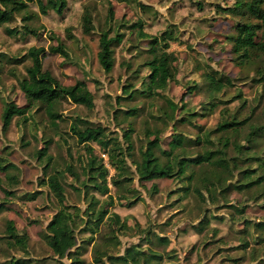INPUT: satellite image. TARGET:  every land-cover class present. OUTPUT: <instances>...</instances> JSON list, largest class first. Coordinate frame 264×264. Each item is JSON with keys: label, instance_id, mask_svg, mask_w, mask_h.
<instances>
[{"label": "rangeland", "instance_id": "obj_1", "mask_svg": "<svg viewBox=\"0 0 264 264\" xmlns=\"http://www.w3.org/2000/svg\"><path fill=\"white\" fill-rule=\"evenodd\" d=\"M138 1L148 8L143 9L137 2L129 1L68 0V7L61 15L54 11L44 15L31 2L27 11L33 18L27 23L38 30V36L6 31V28L20 29L26 23L21 19L25 12L0 27V206H5L0 211V264L23 258H30L32 264H59L43 234L61 206L50 187L41 184L56 171L63 174L61 181L66 191V205L78 206L84 212L94 195L100 200L99 206L108 208L111 215L118 213L130 226L128 230L116 233L120 238L119 245L106 247L102 245L103 236H110L111 231L109 223H104L84 254L86 264H94L96 244L114 255L124 254L127 247L139 244L142 249L152 248L164 254L163 264H264V231L255 227V223L264 222V180L261 185L244 190L231 186L224 192L222 189L226 184L240 182L239 169H234L225 185L216 184V180L207 174L208 166L195 167L196 175L191 183L177 178L140 181L136 171V162L141 160L148 141L156 135L162 139L161 146L169 150L175 132V121L168 111L169 101L179 105L176 118H180L178 113L184 105L198 114L192 122L178 123V132L193 140L186 146L188 155L207 148H221L219 137L222 133L215 130L224 118L237 115L238 121L245 118L250 121L240 125V131L230 136L227 158L232 162L230 159L238 155L234 143L248 144L245 137L248 124H264V82H258L256 74V65L260 62L240 64L232 52L233 43L228 40L242 18L227 15L221 8L233 4L234 0ZM109 6L115 14L112 35L122 33L124 38L115 47V66L108 73L98 61V51L100 33L108 25ZM86 9H90L94 18L95 30L91 34L83 30L82 16ZM138 21L144 24L143 32L152 37L170 26L176 27L178 33L169 49L177 57L176 77L164 91H159V95L129 99L124 86L132 83L135 88H140L150 73L146 62L150 59L147 49L151 39L141 37L139 29L130 28ZM60 43L68 51V58L51 51ZM34 46L46 50L44 69L51 71L61 83L73 85L77 80H85L94 94L95 106L87 108L63 99L55 106L59 118L54 125L45 109L35 104L25 116H15L9 128L4 130L6 103L27 104L20 82L26 77L32 61L25 59L18 63L14 58L23 59ZM207 72H213L217 78L221 74L228 76L234 82L216 93L217 106L213 111L203 109L210 94ZM238 94L242 95L236 97ZM136 107L138 116H125L128 110ZM77 117L91 121L94 126H105L107 132L118 136L124 148L128 146L124 132L132 130L133 155L124 156L125 173L116 168L119 165L116 159L115 164L109 161L95 142H89L109 169V192L106 194L92 187L87 194V188L82 185L87 179L89 153L86 145L71 134L70 125ZM206 131H212L210 141L197 144L195 140ZM47 140H51L47 145V156L40 158L39 150ZM260 144L259 149L264 150V138ZM181 151L178 148L176 153ZM49 157L51 162L47 167ZM2 164L8 168L2 169ZM260 172L264 174L263 170ZM113 176L122 180L121 186L112 184ZM204 177L207 178L205 182ZM210 181L211 193L206 184ZM186 186H190L189 192H186ZM196 188L201 194L195 191ZM30 193L37 194L34 200L24 198ZM136 200L131 207L127 205ZM9 220L14 221L19 233L29 235L27 250L8 243L5 236ZM76 232L81 238H89L88 233L80 235L79 229ZM157 236L166 237L169 243H159ZM104 260L109 264L107 258ZM63 261L70 263L67 258Z\"/></svg>", "mask_w": 264, "mask_h": 264}, {"label": "trees", "instance_id": "obj_2", "mask_svg": "<svg viewBox=\"0 0 264 264\" xmlns=\"http://www.w3.org/2000/svg\"><path fill=\"white\" fill-rule=\"evenodd\" d=\"M118 1L137 2L141 8H148L147 5L138 0ZM31 2H34L38 6L39 11L44 15H48L51 11L61 15L68 7V0H0V27L13 22L18 14L25 12L21 19L26 23L20 29L17 27L13 29L6 28V31L9 34L22 32L26 35L32 34L38 36V30L27 23L33 18V14L27 11ZM221 10L227 15L242 18L234 27L235 33L228 37V40L233 43L232 52L240 64H249L254 60L259 61L260 63L256 65V74L259 76L258 82H264V0H234L233 4L221 8ZM114 16L113 7L109 6L108 25L107 28L101 31L99 37L98 61L101 67L108 73L115 66V47L120 45L124 38V34L122 33L112 35L114 31L112 24L115 19ZM82 25L84 33L91 34L94 32V18L90 9L85 10L82 16ZM143 27L142 21L135 22L130 26L134 30L139 29L141 37H149L151 39L149 48L147 49L150 53V59L146 62L150 73L145 76L140 88H135V86H132V83L124 86V93L129 95V99H136L138 96L153 97L159 95V91H164L170 81L176 77L175 62L177 57L169 49L171 41L176 39L175 34L178 33V30L175 26H170L169 29L163 31L160 35L152 37L143 32ZM51 51L60 53L65 58L69 57V53L62 43L56 47H52ZM45 54L46 50L43 47L34 46L29 49L23 59L14 58L17 59L18 63L23 62L25 59H31L32 61V64L27 67L26 77L20 82V87L27 99V104L19 106L12 101L6 103L3 113L4 130L9 128L15 116H25L35 104H39L45 109L54 125H56V119L59 118L55 106L63 99H69L75 104L83 105L87 108L95 106L94 94L85 80H77L73 85H64L51 71L44 69L43 55ZM1 56L4 55L1 54ZM206 80L210 94L208 96L209 102L206 103L207 106L205 105L203 109L213 111L217 106L215 102L216 93L222 91L226 86L232 85L234 82L233 79L222 74L217 78L213 72L206 73ZM195 88H198V85H195ZM241 95L238 94L236 97H240ZM169 107L170 110L168 111L171 112V119L175 121L173 140L170 143L169 150L161 146L162 139L159 135L148 141L146 149L143 150L141 160L136 162V171L140 181L177 178L181 181L188 180L191 183L195 179V167L208 166L209 170L207 174L213 180H216V184L218 185H225L229 176H232L234 169H239V174L241 175L240 182L238 184H226L222 189L224 192L231 186L234 189L244 190L250 186L262 184L264 174L260 171L263 170L264 172V150L259 149L258 145H261V140L264 138V124L256 126H253L252 123L248 124L249 131L245 134L248 144L241 145L234 143V148L238 152V155L230 159L233 160L232 162L227 158V149L231 144L230 136L240 131V125L247 124L250 121L248 118L238 121L237 115L224 118L215 130V132L222 133L219 137L222 144L221 148L210 150L207 146V149L198 154L188 155L186 146L192 143L193 140L178 132V123L180 121L192 122V119L198 114H195L194 111H189L184 105L178 113L180 118H176V111L179 109V105L169 101ZM137 111V107L130 109L125 113V116L136 117L138 116ZM164 113L166 114L165 111ZM70 131L79 143L86 145L85 147L89 153L86 164L87 179L82 182L83 187L87 188L86 193H90V187L100 193H108L109 169L105 165L103 158L94 153V148L89 145V142H95L104 155L108 156L109 161L115 164L116 159L119 164L116 168L125 173L126 162L124 156L125 154L133 155L131 143L132 130L128 129L124 132V138L128 143L126 148H124L118 136L113 135L111 131L107 132L108 129L105 126H94L91 121L82 117H77L72 121ZM211 133L212 131H206L204 135H199L195 142L197 144L202 142L207 143L210 141ZM224 137L225 139H223ZM50 141L47 140L46 145L39 150L40 158L47 156V145ZM178 148L182 150L180 153H176ZM50 162L51 158L49 157L47 167L50 165ZM254 164L257 166L253 167ZM1 167L2 169L8 168L7 165L3 164ZM62 176L63 174L60 171H56V173L48 175L46 179L41 181V184L50 187L61 206L48 223L46 232L43 234L44 239L52 249L55 257H57L56 259H58L59 264H66L63 261L65 258L70 260L68 264H86L84 254L94 235L97 231L101 230L104 223H109L111 231L110 236H103L102 245L106 247L110 244L113 246L119 245L120 238L116 233L128 230L130 226L127 224V221L121 220V216L118 213L114 212L111 215L108 208H105L103 205L99 206L100 200L94 195L91 196L89 206L84 212L78 206L66 205V191L61 181ZM128 179L130 178L128 177ZM202 179L203 182L207 181L205 177ZM111 180L115 186H121L122 180L117 179V176H113ZM199 184L201 185V183ZM206 184H208V190L211 193L212 182L210 181V183ZM190 189V186L185 187L186 192H189ZM195 191L201 194L200 189L196 188ZM36 196V193H30L25 194L24 198L26 200H34ZM137 201L128 202L127 205L131 207ZM4 207L2 204L0 211ZM255 227L260 231H264V222L255 223ZM77 229H79L80 235L88 233L89 238L79 237L76 232ZM5 237L9 239L8 243L11 245H18L27 250L29 235L19 233L13 220H9L7 223V235ZM157 240L162 244L169 243V240L164 236H157ZM244 245L247 246V244ZM140 247L139 244H133L126 248L124 254L114 255L96 244L94 248V264H105V258H107L109 264H163L164 254L152 248L142 249ZM32 261L30 258L11 259L8 261V264H32Z\"/></svg>", "mask_w": 264, "mask_h": 264}]
</instances>
